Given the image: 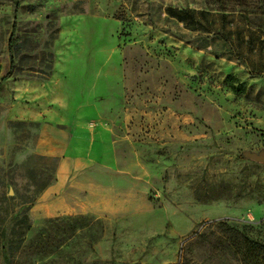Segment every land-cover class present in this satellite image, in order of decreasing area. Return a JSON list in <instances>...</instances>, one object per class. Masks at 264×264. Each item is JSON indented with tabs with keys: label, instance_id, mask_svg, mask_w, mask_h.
Instances as JSON below:
<instances>
[{
	"label": "rangeland",
	"instance_id": "obj_1",
	"mask_svg": "<svg viewBox=\"0 0 264 264\" xmlns=\"http://www.w3.org/2000/svg\"><path fill=\"white\" fill-rule=\"evenodd\" d=\"M219 7L0 0V212L25 210L0 264H264V18ZM42 123L79 160L63 204L91 209L39 210Z\"/></svg>",
	"mask_w": 264,
	"mask_h": 264
},
{
	"label": "crops",
	"instance_id": "obj_2",
	"mask_svg": "<svg viewBox=\"0 0 264 264\" xmlns=\"http://www.w3.org/2000/svg\"><path fill=\"white\" fill-rule=\"evenodd\" d=\"M69 143L70 136L67 130L49 123L41 124L38 148L41 151L43 150L45 154L59 157L57 168L59 172H57L56 180L54 183L47 186L42 192L41 197L50 200L38 204L39 210L41 211L58 212V209H60L65 212H82L91 209L80 202L74 205L63 204L67 202L68 198L65 192V178L62 172H60V168L73 170L79 163L77 158L65 156ZM66 208H68V210Z\"/></svg>",
	"mask_w": 264,
	"mask_h": 264
},
{
	"label": "trees",
	"instance_id": "obj_3",
	"mask_svg": "<svg viewBox=\"0 0 264 264\" xmlns=\"http://www.w3.org/2000/svg\"><path fill=\"white\" fill-rule=\"evenodd\" d=\"M220 7L219 10L225 11L228 10H237L244 15L245 19L248 21H251L254 18H264V0H219ZM168 12L171 16L176 17L180 21L186 20L187 14H191L193 11L190 10H175V9H168ZM201 14H204L203 12ZM226 17L227 15H223V17ZM258 27V26H257ZM13 33H11L10 38H12ZM9 44V51H11V67L7 74L0 80L3 81L8 76H10V73L12 72L13 68L16 64V58L14 51H12V48ZM4 213L1 214L0 212V243H1V249L6 251L4 254V261L5 263L9 261V254H8V248L7 243H13L15 244L16 249L20 248L23 244L24 237L23 232L19 233L18 236L15 238V240H9L8 239V228L11 223L14 226H17L19 224L25 223V210L22 211H16L15 213H9L5 209L3 211ZM14 233V228L12 229ZM43 235L39 234L37 239H45L48 240L47 237L41 238ZM97 237H91L89 241L87 242L88 246L91 245V243L98 239ZM43 241V240H42ZM255 247L264 249V244L253 242Z\"/></svg>",
	"mask_w": 264,
	"mask_h": 264
},
{
	"label": "water",
	"instance_id": "obj_4",
	"mask_svg": "<svg viewBox=\"0 0 264 264\" xmlns=\"http://www.w3.org/2000/svg\"><path fill=\"white\" fill-rule=\"evenodd\" d=\"M245 156L255 159L256 161H259V162H264V150L258 153L247 151L245 152Z\"/></svg>",
	"mask_w": 264,
	"mask_h": 264
}]
</instances>
